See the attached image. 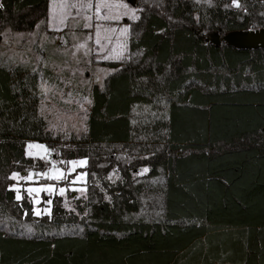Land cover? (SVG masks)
Wrapping results in <instances>:
<instances>
[{
  "label": "trees",
  "instance_id": "obj_1",
  "mask_svg": "<svg viewBox=\"0 0 264 264\" xmlns=\"http://www.w3.org/2000/svg\"><path fill=\"white\" fill-rule=\"evenodd\" d=\"M239 2L139 0L128 56L104 63L114 71L92 86L86 132L60 148L87 160L76 212L55 196L36 216L9 190L33 163L25 143L57 136L39 71L0 63V264H264V125L229 135L223 121L264 106V47L207 37L264 29V0ZM0 4V31L47 20L48 0Z\"/></svg>",
  "mask_w": 264,
  "mask_h": 264
},
{
  "label": "rangeland",
  "instance_id": "obj_2",
  "mask_svg": "<svg viewBox=\"0 0 264 264\" xmlns=\"http://www.w3.org/2000/svg\"><path fill=\"white\" fill-rule=\"evenodd\" d=\"M65 2L72 4L79 3L80 0H48L47 20L44 26L42 22H39L32 31L14 32L9 28L0 31V63L3 65L26 64L39 71V91L42 96L39 114L45 118L53 135L57 136V140L52 143L51 148L47 147L45 143L28 140L25 143V155L28 156V151L39 153V155L31 156L33 163L25 171L18 173L21 176H26L32 172L34 179L33 181L20 180L19 182L13 180V185L20 187L22 196L25 195L29 199L33 212L36 208L41 209L42 212L45 208L51 210L52 199L55 196L61 198L60 203L65 209L76 212L75 202L85 199L87 184L89 183L87 175L83 180H78L76 183H71V181L75 180L77 175L81 173L87 174L84 170L87 164L83 167H77L74 172L68 174L71 165L60 163V161H68L60 156V148L69 146L72 137L78 138L86 132L88 115L92 105V86L97 84L103 88L105 79L114 71L113 68L105 65V62L119 61L128 56L132 23L136 21L131 19L130 13L128 16H123L124 9L122 8H113L111 13L121 15L122 19L119 21L96 20L94 7L91 10H81L80 15H77V9L72 8L66 10L71 12V16L66 20L67 26L65 27L59 23L62 18L60 14L63 11L61 5ZM92 2L95 5L96 0H92ZM110 2H129L130 8L137 9L136 15L139 16V0H135L134 4L130 3V0H110ZM88 15L93 16L92 28L83 27L88 22L84 17ZM97 24L102 25L103 29H117L116 32L101 31V37L109 36L111 37L110 41L102 39L101 45L95 43V26ZM125 26H130V32L127 36L121 35L119 31ZM57 28L62 30L57 31ZM89 36L92 39H89ZM207 37L211 42L231 43L234 39L229 36L226 39L231 41L225 40L226 35L220 37L216 34H208ZM80 44H86V47L78 49ZM102 45H106L103 50H101ZM105 56L111 58L105 59ZM230 109L226 110L227 112L230 111L233 116H228L223 120L224 127L230 132L229 135L244 128L241 124L245 121H247L245 127L264 125V106L262 105L250 106L242 110L233 107ZM241 114L244 115V119L239 116L235 118V115ZM30 143L46 146L48 153L45 154L42 149H29ZM40 156H45V158L41 159ZM53 161L56 162L57 169L68 174L67 180L56 181L35 175L36 173L49 172L53 167ZM143 169H139L138 175L145 174L142 172ZM111 176H118V171L113 169ZM43 185H54L56 190L53 193L42 191L38 195L33 194L40 200V203L36 204L32 197L28 196L25 189ZM62 187L66 189L63 196L59 194V189ZM80 189H85V191L82 193L79 191ZM102 194L108 198L104 190H102ZM49 200L51 204H48Z\"/></svg>",
  "mask_w": 264,
  "mask_h": 264
},
{
  "label": "snow or ice",
  "instance_id": "obj_3",
  "mask_svg": "<svg viewBox=\"0 0 264 264\" xmlns=\"http://www.w3.org/2000/svg\"><path fill=\"white\" fill-rule=\"evenodd\" d=\"M130 3L134 4L135 0H130ZM229 6L236 7V8H242V5L240 4L239 0H232V4L228 5L226 7H229ZM0 7H3V5L0 4ZM93 7L95 8V13H94L95 14V18L98 21H106V20L119 21L120 19H122V16L119 15V14H111L113 8H117V9H121L122 8V9H124L123 16H128L129 13H130L131 14V19H133L134 21L135 20H139V18H140L139 16L136 15L137 9H135L134 7L130 8L129 2L111 3L110 0H96L95 5H93L92 0H80L79 3L69 4V3L65 2L64 4L61 5V8H62L63 11L60 14L62 18L60 19L59 23L64 25L65 27L67 26L66 20L69 18V16H71V12L70 11H66L67 9L75 8V9H77V15H80L81 10H91V9H93ZM102 12H103V14H102ZM84 19L86 21H88V22L85 23L83 25V27L84 28H92L93 24L91 23V21L93 19V16L88 15V16H85ZM95 28H96L95 43L97 45H101L102 39L108 40V41L111 40V37H109V36L101 37V31L102 30L105 31V32H108V31L116 32L117 31V29H115V28L103 29V26L100 25V24H97L95 26ZM56 30L60 31L62 29L57 28ZM119 31H120L121 35L127 36L128 33L130 32V26H125L122 29H120ZM89 39H92V37L89 36ZM85 47H86V44L78 45V49L79 48H85ZM104 47H106V45H102L101 46V50H103ZM113 51H115V49H113ZM104 58L108 59V58H111V57L105 56ZM28 148L29 149H33V148L42 149L45 154L48 153V149L44 145L31 144L30 143L28 145ZM27 155L30 156V157L34 156V155L38 156L39 153H33L32 151H28ZM40 158L44 159L45 156H40ZM60 163H62V164L63 163L70 164L71 167L68 169V174H71L72 172H74L76 170L77 167L86 166L87 160H79V161L73 160V161H67V162L60 161ZM52 165H53V167H52V169L49 170V172L36 173L35 175L36 176H42V177H44L46 179H50V180H56V181L67 180L68 179V174H65V172L63 170H60V169L56 168V162L55 161L52 162ZM148 171H149V169H147V168H144L142 170V172H145V173L148 172ZM86 175H87L86 173H81V174L77 175L75 180L71 181V183H76V181H78V180H83ZM9 179L16 180L17 182H19L20 180L33 181L34 174L32 172H29L26 176H21L18 172H13L11 174V176L9 177ZM109 179H111V177H109ZM9 190L15 191V193H16L15 199L17 201L22 200L24 198L22 196V194H21V189H20V187L18 185H12ZM55 190L56 189H55L54 185H43L41 187H27L25 189V191L27 192L28 196L32 197L33 201L36 204H39L40 200L37 199L36 196H33V194H37L38 195L42 191L46 192V193H53ZM73 190L75 191L76 189H73ZM65 191H66V189L62 187V188L59 189V194L61 196H63L65 194ZM79 191H81L83 193L85 191V189H80ZM48 204H51L50 200L48 201ZM65 206H67V205H65ZM34 214L36 216H40L42 214L50 215L51 211H50V208H45L43 210V212L41 211V209L36 208L34 210Z\"/></svg>",
  "mask_w": 264,
  "mask_h": 264
},
{
  "label": "water",
  "instance_id": "obj_4",
  "mask_svg": "<svg viewBox=\"0 0 264 264\" xmlns=\"http://www.w3.org/2000/svg\"><path fill=\"white\" fill-rule=\"evenodd\" d=\"M229 36L234 38L233 41L226 39ZM224 38L231 41L229 44L236 47H264V29L228 33Z\"/></svg>",
  "mask_w": 264,
  "mask_h": 264
}]
</instances>
